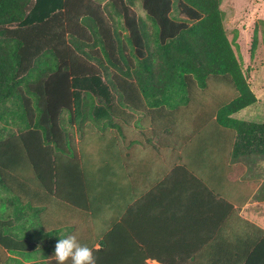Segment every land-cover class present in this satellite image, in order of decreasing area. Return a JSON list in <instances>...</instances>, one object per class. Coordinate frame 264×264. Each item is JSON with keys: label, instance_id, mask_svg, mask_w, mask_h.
Segmentation results:
<instances>
[{"label": "trees", "instance_id": "trees-1", "mask_svg": "<svg viewBox=\"0 0 264 264\" xmlns=\"http://www.w3.org/2000/svg\"><path fill=\"white\" fill-rule=\"evenodd\" d=\"M221 2L0 0V264H57L55 245L70 234L96 264H264V231L245 220L256 232L248 249H226L234 234H224L223 249L170 252L146 248L121 225L105 234L90 206L105 183L106 128L153 104L160 132L178 146L222 132L231 159L264 163V124L231 117L257 98ZM257 45L255 30L251 58ZM261 185L242 182L240 205ZM58 203L75 205L70 223L42 232V214L56 217Z\"/></svg>", "mask_w": 264, "mask_h": 264}, {"label": "crops", "instance_id": "crops-1", "mask_svg": "<svg viewBox=\"0 0 264 264\" xmlns=\"http://www.w3.org/2000/svg\"><path fill=\"white\" fill-rule=\"evenodd\" d=\"M137 104L143 107L140 101ZM154 105L149 114L130 110L129 115H122L120 129L106 128L105 183L90 204L98 210L99 219L105 220V234L110 226L121 225L122 233L136 235L147 242L146 248L170 252L223 249L219 236L234 234L233 243L229 241L225 248L248 249L252 239L248 233L256 232L239 220L264 231V174L259 177L264 163L241 156L231 159V144L220 146L219 137L225 136L222 132L207 134L196 146H178L174 135L160 132L161 116ZM258 179L262 185L240 205L245 197L242 182ZM76 202L80 206L79 198ZM74 206L58 203L56 217L44 212L42 232L53 228L54 223L55 228L69 224ZM212 237L215 248L207 246ZM202 259L200 264H207V258ZM146 263L159 264L151 260Z\"/></svg>", "mask_w": 264, "mask_h": 264}, {"label": "rangeland", "instance_id": "rangeland-1", "mask_svg": "<svg viewBox=\"0 0 264 264\" xmlns=\"http://www.w3.org/2000/svg\"><path fill=\"white\" fill-rule=\"evenodd\" d=\"M220 9L224 12L227 37L257 98L235 119L264 124V0H222ZM255 30L258 45L251 58L250 43Z\"/></svg>", "mask_w": 264, "mask_h": 264}, {"label": "clouds", "instance_id": "clouds-1", "mask_svg": "<svg viewBox=\"0 0 264 264\" xmlns=\"http://www.w3.org/2000/svg\"><path fill=\"white\" fill-rule=\"evenodd\" d=\"M52 258L57 264H66L69 260H71V264H96L93 250L87 245L79 243L76 234L60 238L55 245Z\"/></svg>", "mask_w": 264, "mask_h": 264}]
</instances>
